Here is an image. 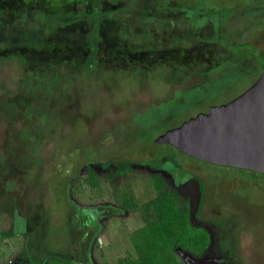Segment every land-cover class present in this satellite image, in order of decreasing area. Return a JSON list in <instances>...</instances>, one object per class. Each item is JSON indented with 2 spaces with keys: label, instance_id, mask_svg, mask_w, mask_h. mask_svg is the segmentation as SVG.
I'll list each match as a JSON object with an SVG mask.
<instances>
[{
  "label": "rangeland",
  "instance_id": "obj_1",
  "mask_svg": "<svg viewBox=\"0 0 264 264\" xmlns=\"http://www.w3.org/2000/svg\"><path fill=\"white\" fill-rule=\"evenodd\" d=\"M97 2L0 0V264L139 258L155 179L210 235L179 264H264V174L152 143L255 82L264 0Z\"/></svg>",
  "mask_w": 264,
  "mask_h": 264
},
{
  "label": "water",
  "instance_id": "obj_2",
  "mask_svg": "<svg viewBox=\"0 0 264 264\" xmlns=\"http://www.w3.org/2000/svg\"><path fill=\"white\" fill-rule=\"evenodd\" d=\"M219 165L264 173V71L246 91L158 140Z\"/></svg>",
  "mask_w": 264,
  "mask_h": 264
},
{
  "label": "trees",
  "instance_id": "obj_3",
  "mask_svg": "<svg viewBox=\"0 0 264 264\" xmlns=\"http://www.w3.org/2000/svg\"><path fill=\"white\" fill-rule=\"evenodd\" d=\"M93 10V13H99L100 15H102L97 0H94ZM211 12L209 13V15L212 14ZM79 16H83V13H79ZM67 23L70 24L71 21H68ZM91 42H94V44H96V41H93L92 39ZM94 52L97 53L96 45L94 46ZM263 71L264 61L261 62L259 71L260 74L258 75V78L261 76ZM251 85L252 84H250V86ZM237 96L238 95L234 96L232 99H230V101ZM162 135L163 134L159 135L154 140L155 142L152 143L156 144L157 146L168 145V148L170 147L173 151L185 154L171 144L158 141L162 137ZM22 137L26 139L29 138L30 135L27 132L22 135ZM191 158L198 161H203L204 163L210 164L215 167H229L233 169L239 168L210 163L195 157ZM171 161L179 169L178 163L180 162V160H178V158L175 156L173 158L171 157ZM125 166L129 168L130 163L125 162ZM153 184L156 197H154L146 204H143L142 208L146 216V225L141 228V230L139 229L137 231L139 236L135 239L136 241L134 242V247L137 249L136 255H138L139 258L133 260L131 259V261H129L127 264H179L174 256V252L177 249L201 255L210 244V235L203 228L200 229L192 224L190 215V200L182 198L181 196L177 197L173 190L166 189V184L161 180L155 179V182ZM201 189L203 197L200 200V206L205 203L203 184L201 186ZM67 198L69 199V194L67 195ZM135 207H137V204H133V208ZM86 217L88 216L84 212L79 213L77 216V218L80 220V223H84ZM10 234L11 235L9 236L14 235L13 233ZM50 257H53L52 259L56 264H59V262L66 264L60 256L51 254Z\"/></svg>",
  "mask_w": 264,
  "mask_h": 264
},
{
  "label": "flooded vegetation",
  "instance_id": "obj_4",
  "mask_svg": "<svg viewBox=\"0 0 264 264\" xmlns=\"http://www.w3.org/2000/svg\"><path fill=\"white\" fill-rule=\"evenodd\" d=\"M211 106H212V105H211ZM211 106H210L209 110H207V111H205V112H199V113H197L195 116H193L192 118L196 117V116H197L198 114H200V113H209V112H210V109L212 108ZM189 120H190V119H189ZM186 121H188V120H186ZM186 121H185V122H186ZM175 128H177V127H175ZM173 129H174V128H173ZM170 130H172V129H170ZM168 131H169V130H168ZM167 147H168V145H167Z\"/></svg>",
  "mask_w": 264,
  "mask_h": 264
},
{
  "label": "crops",
  "instance_id": "obj_5",
  "mask_svg": "<svg viewBox=\"0 0 264 264\" xmlns=\"http://www.w3.org/2000/svg\"><path fill=\"white\" fill-rule=\"evenodd\" d=\"M13 236V235H12ZM12 236H9V237H12Z\"/></svg>",
  "mask_w": 264,
  "mask_h": 264
}]
</instances>
